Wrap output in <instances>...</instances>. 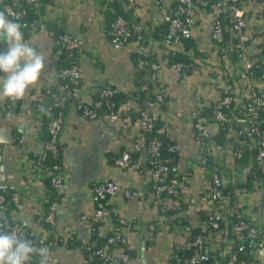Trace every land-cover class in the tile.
Here are the masks:
<instances>
[{"label":"built area","instance_id":"1","mask_svg":"<svg viewBox=\"0 0 264 264\" xmlns=\"http://www.w3.org/2000/svg\"><path fill=\"white\" fill-rule=\"evenodd\" d=\"M94 1L111 9L113 0ZM117 1L130 11L132 18L129 20L123 14H116L106 32L114 48L135 43V53L129 63L140 75L141 82L135 91L143 93L144 106L137 110L138 138L122 143L113 165L125 169L136 161L135 152L143 157L149 154L148 160L138 167L145 185L137 190L126 189L125 195L140 198L152 195V201L156 203L168 197L178 212L182 208V187L190 183L191 176L199 170L202 173L200 207L203 213L192 230L176 223L174 210L166 211V226L175 235L183 233L184 238L164 252L163 258L172 264H263L264 20H255L262 17L264 0H256L261 12L248 6L250 0H152L158 17L149 30L142 26L135 14L138 0ZM26 2L37 14L31 20L33 22L21 24L31 25L53 37L52 30L45 24L47 12L39 9L41 0ZM1 7L13 19H21L26 14L19 0L5 2ZM160 26L166 31L158 36L154 31ZM54 41L66 50L75 51L74 64L57 72L63 81L47 88L31 105L25 106L19 100L7 98L0 105L4 113H10L11 109L19 106L25 108L34 121L27 135L14 137L18 148L15 160L20 170L26 173L27 181L22 182L19 189L0 192V223L6 221L5 227L14 223L11 222V214L22 208V197L31 190L29 187H35L33 196H37L38 231L29 237L38 244L49 245L52 253L55 240L60 239L55 234V210L59 204H65L62 188L69 174L62 158L52 164L46 163V152L54 156L62 153L60 131L69 110H73L80 119L105 117L109 124L115 125L121 115L118 110L110 109L111 98L126 91L119 85L99 86L97 80L83 76L78 36L64 31ZM168 73H174L179 85L194 96L187 121L196 144L197 157L187 158L182 164L174 140L170 141L167 150L176 152L175 161L170 155L164 156L161 144L164 131L160 127L158 109L170 111ZM54 106H59V111L47 123L51 136L45 139L43 118ZM104 109L106 111L101 116L100 111ZM152 131L159 137L145 135ZM29 137L40 143V150L35 155H31L23 145ZM2 144L0 141V151ZM47 179L48 185L45 184ZM116 191L117 186L111 179L93 181L91 197L94 211L91 215L81 216L90 231L96 229L93 226L96 221L101 223L97 227L99 235L103 234L105 223L109 225L108 231H112L105 243L94 251L100 258L98 264H112L115 260L120 264H130L131 261L128 252L131 245L122 228L126 221L112 214L111 200ZM52 192L59 196L43 211L44 203ZM131 224L140 227L137 221ZM146 237L153 239L152 232H148ZM64 238H72L70 230ZM223 244H228V250L220 254L219 260L206 250L209 245L219 247ZM178 252L189 253L178 256Z\"/></svg>","mask_w":264,"mask_h":264},{"label":"crops","instance_id":"2","mask_svg":"<svg viewBox=\"0 0 264 264\" xmlns=\"http://www.w3.org/2000/svg\"><path fill=\"white\" fill-rule=\"evenodd\" d=\"M115 0L110 3L111 9L104 3L94 0H41L42 10L47 12V21L59 23L62 29L73 36L80 38V62L84 77L95 79L102 85H119L125 92L135 93L138 73L131 67L129 59L135 53V43L131 42L120 48L111 46L106 29L110 23L109 15L115 13L113 6ZM152 0H138L135 14L138 21L146 29H152L157 12L152 6ZM248 6L256 12H261V6L256 0H250ZM0 12H4L0 5ZM262 17L255 21H263ZM24 31V30H23ZM25 32V31H24ZM26 38H30L35 46L49 53L48 63L45 65L43 75L39 83L30 86L25 95L19 99L25 106L31 105L35 98L43 94L47 88L54 87L58 83L57 72L60 61V47L54 38L40 30H31ZM2 48V42H0ZM168 84L171 90L170 111L158 109L160 127L164 131V137L174 140L178 148L179 162L197 157V148L187 116L193 107L194 96L187 92L183 85H179L174 73H168ZM5 98L0 99V105ZM141 103L137 98H130L121 105V117L111 125L105 117L96 119L77 118L73 110H69L67 119L60 131L62 146V160L69 178L62 188L65 204L56 207L55 234L61 239L54 242L53 258L57 264H87V256L83 249L90 238L91 231L87 224L81 220V216L91 215L94 211V203L91 197L93 181L111 179L117 186L115 196L111 200L112 214L116 218L126 221L123 232L131 245L130 264H172L163 258V253L172 249L173 245L184 238L183 233L175 235L166 226V211L174 210L173 218L176 223L186 229H192L197 225L198 217L203 213L201 204L202 173L196 170L191 176L190 183L182 187V208L174 209L173 201L163 197L159 203L153 202L152 195L144 198L126 196V189H140L145 185V179L138 172L141 162L148 160L147 155L138 153L136 161L128 168L122 169L110 162V154L117 153L122 148V143L138 138L140 125L137 110ZM14 111L4 113L0 109V127H9L14 137L27 135L33 122L29 112L25 108L15 107ZM168 109V110H169ZM22 127L18 131V126ZM31 155L40 150V143L29 137L24 141ZM17 145L14 141L3 143L0 151V191L19 189L22 182L27 181L26 176L16 163ZM26 191L22 197L23 206L11 214V222L21 225L28 236L38 231L37 224V196L35 187ZM61 196V195H60ZM148 199V200H145ZM264 221V199L262 203ZM132 221H137L140 227H133ZM188 226V227H187ZM72 233V239L78 240L80 245L68 246L64 238L68 231ZM109 225L102 226L105 234ZM193 230V229H192ZM152 232L153 239L146 235ZM71 239V238H70ZM231 244V243H230ZM228 244L209 245L206 250L214 259L219 260L228 249ZM221 254V255H220ZM264 264V256L261 258ZM112 264H120L118 260Z\"/></svg>","mask_w":264,"mask_h":264},{"label":"clouds","instance_id":"3","mask_svg":"<svg viewBox=\"0 0 264 264\" xmlns=\"http://www.w3.org/2000/svg\"><path fill=\"white\" fill-rule=\"evenodd\" d=\"M0 99H21L40 81L49 53L26 38L21 22L0 12ZM0 223V264H55L52 249L30 238L16 223Z\"/></svg>","mask_w":264,"mask_h":264},{"label":"trees","instance_id":"4","mask_svg":"<svg viewBox=\"0 0 264 264\" xmlns=\"http://www.w3.org/2000/svg\"><path fill=\"white\" fill-rule=\"evenodd\" d=\"M11 0H1L0 2V5H2L3 3L5 2H10ZM22 4L23 7H25L26 9V14L23 15L21 17V19H18L21 23L22 22H33L31 20H34L36 18V12H34L32 10V8L30 7L31 5L26 2V0H19ZM113 6L115 8V13H113V15H109L108 16V19L110 18V23L111 21L113 20L114 16L118 13L120 14H123L124 17H126L127 19L131 20V15H130V11L127 10L126 8H124L122 5H121V2L120 1H117L115 0L114 3H113ZM41 11H42V8L40 6L39 8ZM23 20H26V21H23ZM110 23H108V27L110 25ZM45 24H46V27L47 29L49 30H52L53 32V38H57V36L60 34V33H63L64 30L62 29V26L59 24V23H56V22H52V21H45ZM23 30L25 31V33H29L31 30H34L36 31L37 29H34V27H31L30 26H23ZM166 31V28L165 27H158L154 32L155 33H158V36H161L165 33ZM61 49V53H60V65H59V68H58V71L59 69L63 68V67H69L71 65L74 64L73 62V59H74V56H75V51L73 50H66L64 47H62L61 45H58ZM58 77V80L59 81H63V78ZM141 82V79H140V75L138 74L137 76V79H136V83H137V86L139 85V83ZM130 98H137V100H139V102L141 103V106H144V96H143V93H140V92H136L133 94V93H130V92H125V91H121V92H118L116 94L113 95V97L111 98V102H112V106L110 109H113L114 111H119L120 115L121 114V105L124 104L128 99ZM59 111V106H54L53 109L48 113V115L45 114L44 118H43V133H44V138L48 139L51 135L49 134L48 130H47V123L52 119V116H55L57 114V112ZM106 111V109L101 110V116L102 114ZM156 127L157 124H156ZM145 135H147L148 137H151V136H158L159 135L157 133H155V131H152L150 133H145ZM161 144H162V147H163V154L164 156H167V155H170L171 157L174 158V161H175V157H176V152H171V151H168L167 150V147L171 144L170 143V140L169 139H166V140H162L161 141ZM60 145V144H59ZM120 151L117 152V153H114V154H110V162L113 163V159L114 157H116L117 155H119ZM134 156H138V152H135L134 153ZM62 158V153H58L56 156L52 155L49 151L46 152V163H54L56 161H59V159ZM48 179L45 180V184L48 185ZM0 192H6L5 190H2ZM56 195V196H55ZM59 196V194H55V192H52L46 202L44 203V208H43V211H45L47 209V206L48 204L57 199V197ZM100 222L96 221L93 223V226L96 228L94 229L93 231H91L90 233V238L89 240L87 241V243L85 244L84 246V253L86 254L87 258L89 255H91L90 259L88 260L89 261V264H98L99 261H100V258L98 257V255L94 254V251L100 246V245H103L107 239V237L112 234V231H108L106 232L105 234H102V235H99L97 233V227L100 226ZM118 224V223H116ZM57 242H58V239H57ZM117 244V243H116ZM67 245L68 246H75V245H80V242L78 240H73L72 238L68 239L67 240ZM86 246H88L89 248H86ZM129 254L131 255L132 252L131 250H128ZM189 252H178V256H183L185 254H188ZM32 262H36L35 260H33Z\"/></svg>","mask_w":264,"mask_h":264},{"label":"water","instance_id":"5","mask_svg":"<svg viewBox=\"0 0 264 264\" xmlns=\"http://www.w3.org/2000/svg\"><path fill=\"white\" fill-rule=\"evenodd\" d=\"M12 111H14V109H12ZM22 127L19 125L18 126V131H21ZM161 138L164 140L165 137L164 135L161 136ZM0 141L3 143H11L12 141H14V136L12 133L11 128L9 127H0ZM147 157H149V154H147ZM4 187H0V189H3Z\"/></svg>","mask_w":264,"mask_h":264}]
</instances>
